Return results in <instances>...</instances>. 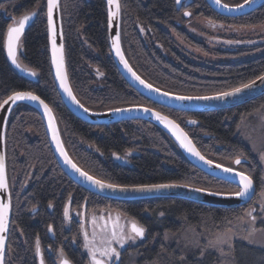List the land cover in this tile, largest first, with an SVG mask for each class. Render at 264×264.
<instances>
[{"label":"trees","instance_id":"1","mask_svg":"<svg viewBox=\"0 0 264 264\" xmlns=\"http://www.w3.org/2000/svg\"><path fill=\"white\" fill-rule=\"evenodd\" d=\"M180 1L177 4L176 0H120L121 45L139 75L167 91L205 95L237 87L264 72V53L250 59L211 64L190 60L184 52L186 44L195 46V43L212 49L206 41L208 47L205 46L203 39L199 42L195 34L204 32L211 36L206 29L207 21L226 26L263 23L264 4L245 15L230 17L212 10L205 0ZM221 1L232 5L243 0ZM0 5V102L17 90H30L39 95L55 114L67 152L83 169L105 181L123 185L175 182L222 192L238 189L195 168L174 141L154 124L132 119L97 126L75 117L62 103L54 85L45 0H5ZM186 10L190 16L185 15ZM33 12L38 14L25 26L20 51H17L19 63L36 72V79L29 80L10 64L4 40L7 25L12 23L9 17L19 19ZM60 16L69 82L84 106L92 110L138 104L152 106L178 122L209 159L225 165H232L238 155L248 159L237 168L252 175L257 190L260 189L261 162L238 130L244 116L264 106V94L236 107L196 113L154 104L132 89L114 64L108 45L104 0H60ZM126 152L133 153L129 157L131 165L118 163L112 156ZM5 159L11 201L5 264H37L36 240L39 238L41 242L52 219H61L69 196L77 204L83 197L92 202H112L146 224L145 246L142 250L131 248L134 253H126L120 264H220L211 247L200 257L198 247L183 248L177 243H166L164 236L178 232L185 225L201 227L213 235L236 221L249 205L213 207L180 198L121 201L85 191L59 167L41 117L26 104L15 106L9 115ZM77 194L83 195L75 201ZM49 204L53 207L52 214L47 208ZM260 232L264 233V229ZM227 252L224 259L234 264H264V248L260 245L232 240Z\"/></svg>","mask_w":264,"mask_h":264},{"label":"water","instance_id":"2","mask_svg":"<svg viewBox=\"0 0 264 264\" xmlns=\"http://www.w3.org/2000/svg\"><path fill=\"white\" fill-rule=\"evenodd\" d=\"M0 1H4V0H0ZM104 1H105V5H106V13H107V9L109 6L107 5V0H104ZM59 2H60V0H59ZM205 2L212 10H214L218 14L223 15V16H230V17L245 15L249 12H252L253 10L257 9L258 7H260L261 5L264 4V0H252L251 4L245 5L243 8H235V5H237V4L231 5V4L224 3L221 0H220L219 5L215 3V0H205ZM243 3H244V0L238 4H243ZM225 4L229 5V7L228 8L223 7V5H225ZM45 10H46V0H45ZM54 19L57 21L58 26L62 27L60 8L54 13ZM46 25H47V19H46ZM116 32L120 33V15L117 18H115L113 26H109L107 23L108 45H109L110 55L114 61V64L116 65L119 73L124 78V80L128 83V85L132 89L137 91L139 94L146 97L148 100H150L154 104L160 105L162 107L174 109V110L196 113V112H205V111L221 110V109H228V108L236 107V106H239L243 103H246V102L264 94V82L256 79L258 76H264V72H263L262 74L258 75L254 79L250 80V81H253V80L256 81L254 86H252L248 89H245L242 92L235 94L233 96L224 97L222 99H211V100H177V99H175L176 96H193V97L214 96L218 92L211 93V94H205V95H187V94H180V93L167 91L165 89L159 88V87L151 84L150 82L145 80L141 75H139L134 70V68L130 65L129 61L127 60V58L123 52V48L121 45V38H120L121 51L123 52L124 57L128 61L129 65L132 67L133 71H135L136 74L141 77V79L145 80L147 83H150L153 86V89L159 88L160 92L158 93L156 91L147 89L146 87H144V85H141L139 83V81L135 80L132 77L131 73L128 72V70L120 62L119 57L116 55L115 49L112 47V42H113V39H114ZM59 43L64 44L63 39L60 40L58 38V44ZM47 44H48L50 69H51L54 85H55V87L59 93V96L61 98L62 103L67 108V110L70 113H72L75 117H77L78 119H80L83 122L89 123L91 125H97V126L109 125V124L117 123L120 121L132 120V119L133 120H143V121H147L151 124H154L155 126L159 127L161 130H163L174 141L176 146L180 149V151L184 154V156L190 161V163L195 168L201 170L205 174L210 175L212 177H215V178H218V179H221L224 181H230V183H232L238 187V185L235 182L232 174L225 173L222 169L215 167V164H221V163L216 162L212 159H209L208 157H206L204 155L206 159L214 161L213 165H208L204 161H201L198 157L193 156L186 149L181 147L180 142L172 134L171 130L169 128H167L162 122L157 120L154 113L158 112L162 116L168 117L170 120H173V121H175V120L172 119L171 117H169L168 115H166L165 113L161 112L160 110L152 107V106L140 105V104H138V105H127V106L116 107V108L130 109L129 111L113 112L111 110L116 109V108H111V109H107V110H92V109H89L86 106H84L79 101L80 104H82L84 106V108L89 110V111L85 112L84 108H81L78 104L74 103L72 101V99L67 95V93H65L64 90L60 87V82L56 78V75H55V68L51 64V47H50V42L48 40V34H47ZM7 57H8V55H7ZM8 60H9L10 64L13 66V68L19 74H21L22 76H24L25 78H27L29 80H35L36 77L31 75V70L25 71L24 69H27V68H25L23 66H21L20 68H17L15 65L12 64L11 59L9 57H8ZM65 67H66V65H65ZM27 70H29V69H27ZM246 83H248V82H246ZM68 84L71 87L70 82H69V78H68ZM239 86H237V87H239ZM233 88H235V87H233ZM71 89H72V87H71ZM231 89H228L226 91H230ZM17 91L32 92L30 90H17ZM72 92H73V90H72ZM165 92L169 93L170 95L169 96L163 95V93H165ZM221 92H225V91H221ZM9 95H11V93ZM9 95H7L0 103H2L4 100H6ZM73 95H75L74 92H73ZM76 99H77V97H76ZM45 103H46V101H45ZM19 104L29 105L30 107L34 108L38 112V114L41 117L42 122L44 124L45 132H46L50 147L52 149V152L54 154V157H55L58 165L60 166V168L63 170V172L73 182L78 184L80 187H82L85 190H88L91 193H94L98 196L108 198V199H113V200H121V201H135V200H145V199H151V198H180V199H185V200L193 201L196 203H200L203 205H208V206H213V207H226V208L243 206L247 202H249L252 199V197L254 196V193L256 190L255 182H254L253 190L249 193V195L246 197H240V198L215 196V195H210L208 193H198V192H195L189 188H184L182 186L172 187V188H163V189H152V190H146V191H132V190L120 191L118 189L99 188L98 186L93 185L90 181H87L84 177L80 176V174L78 172H76L74 169L71 168L70 165H68L64 162V158L60 155L59 151L56 148L55 142L52 140V133H51V130L48 128V118H47V116L44 115V110H43L42 106H40L38 102L28 101V100L19 101L16 103L9 102L3 108H0V155H2L4 158H5V130H6L7 121H8V118H9V115H10L12 109ZM144 108L151 109V111L145 112L143 110ZM53 115L55 117L54 112H53ZM55 121H56V118H55ZM176 123L182 128V126L178 122H176ZM56 126L58 128L57 121H56ZM184 132H186V131L184 130ZM60 140L62 141L61 135H60ZM62 143H63V141H62ZM192 143H193V141H192ZM63 146H64V143H63ZM64 149L67 152L65 146H64ZM67 154H68L69 158L73 161V163H75L79 168H81L73 160V158L69 155L68 152H67ZM241 159H242V163L248 161V159L243 158V157H241ZM222 165H224L225 167H235L237 170L242 171V170L238 169L237 168L238 165H235L234 163H232V165H225V164H222ZM81 169L83 171H86L83 168H81ZM5 171H6V159H5ZM88 174L92 175L89 172H88ZM92 176L96 177L97 179H101L95 175H92ZM6 178H7V174H6ZM101 180H103V179H101ZM105 182L106 183H112L109 181H105ZM163 183H175V182H163ZM163 183H151V184H163ZM114 184H116V183H114ZM175 184L183 185V183H175ZM120 185H123V184H120ZM137 185H141V184H137ZM129 186H131V185H129ZM192 187L193 188H200V187H197L194 185H192ZM210 191L216 192L215 190H210ZM9 199H10L9 188L7 191L0 189V201L7 202ZM10 218H11V207H10L9 214H8L7 232L3 233V235H5V255H6V249H7L8 233H9V228H10ZM4 260H5V256H4ZM39 264H40V261H39Z\"/></svg>","mask_w":264,"mask_h":264},{"label":"snow or ice","instance_id":"3","mask_svg":"<svg viewBox=\"0 0 264 264\" xmlns=\"http://www.w3.org/2000/svg\"><path fill=\"white\" fill-rule=\"evenodd\" d=\"M176 3L179 4L180 0H176ZM216 4H220V0H215ZM252 0H244L243 4L235 5V8H243L245 5L251 4ZM107 5L109 6L107 9V23L109 26H113L115 18L120 15L121 12V4L120 0H107ZM2 7V5H0ZM223 7L228 8L229 5L225 4ZM60 8L59 0H46V19H47V27L46 31L48 34V40L50 42L51 47V64L55 68V75L56 78L60 82V87L64 90L65 93L72 99V101L78 104L81 108H84L82 104H80L79 100L76 99V96L73 95L72 89L68 84V75L65 67V46L63 43L58 44V38L60 40L63 39V30L61 26H58L57 21L54 19V13ZM38 13L33 12L30 14H25L21 16L19 19H15L13 17H9L12 20V23L7 25L6 33H5V40H4V47L7 49V55L11 59L13 65L17 68H20L21 65L17 62V51L20 46L22 36L25 32V26L33 19L35 15ZM185 15H190V13L185 12ZM112 47L115 49L116 55L119 57L120 62L124 65V67L131 73L132 77L139 81L141 85H144L147 89L160 92L159 88L153 89V86L150 83H147L145 80L141 79L139 75L133 71L132 67L129 65L128 61L125 59L123 52L121 51L120 47V33L116 32ZM25 71H30L24 69ZM103 75V73H98ZM31 75L35 76L36 72L31 71ZM257 80H261L264 82V76H258ZM256 81H249L248 83H242L239 87L232 88L230 91L225 92H218L214 96H176L175 99L177 100H211V99H222L224 97L233 96L242 92L245 89H248L255 85ZM165 96H169L170 94L165 92L163 93ZM34 101L38 102L40 106H42L44 110V115L48 118V128L51 130L52 133V140L56 144V148L59 151L60 155L64 158V162L71 166L76 172L80 174V176L84 177L87 181H90L93 185L98 186L99 188H108V189H118L120 191H146L152 189H163V188H172V187H179L182 186L184 188H189L198 193H208L210 195L215 196H225V197H246L249 193L253 190L254 187V180L252 175H250L246 171H239L235 167H225L222 164H215L216 168L222 169L225 173L232 174L234 177L235 182L238 185V190L235 191H216L211 192L207 188H193L190 184H183L177 185L175 183H163V184H141V185H120L114 183H106L104 180L97 179L96 177L89 175L88 172L83 171L79 168L73 161L69 158L67 152L64 149L63 143L60 140V133L56 126L55 117L53 115L52 108L49 107L47 103L40 96L36 95L33 92L28 91H13L11 95L7 97L2 103H0V108H3L9 102L16 103L19 101ZM130 109H112L113 112H122V111H129ZM145 112H150L151 109L144 108ZM84 111H89L88 109L84 108ZM156 119L162 122L167 128H169L172 134L176 137V139L180 142L181 147L186 149L189 153L193 156L198 157L201 161H204L208 165H213L214 161L206 159L204 155L200 153V151L196 148V146L192 143L191 139L189 138L188 134L184 132V130L173 120H170L166 116H162L160 113H154ZM191 123H196L195 121H191ZM261 160H264V154H261ZM235 165H241L242 159L241 156H237L233 161ZM230 182V181H226ZM0 189L4 191L8 190V182L6 178V171H5V158L0 155ZM264 195V193H262ZM11 207L10 199L7 202L0 201V264H4V256H5V235L3 233L7 232L8 228V214ZM255 209H249L245 213L246 216L251 217L252 221L256 220V217L252 215ZM64 215L68 216V208L65 207ZM163 215V213H161ZM119 215L116 217L115 221L112 223L111 228V238L108 241V246L105 247L103 250L97 249L93 246V243L88 238V233L84 232V240L85 243L83 245L84 248L88 250V254L90 256V264H110V262L115 259H119L120 252L117 248L112 247V243L116 242L121 247L125 245L127 241H136L138 238H143L145 236V227L143 225L138 224L135 220H131L129 222V226L126 229L124 225L119 223ZM105 229L107 225L104 226ZM51 226H49V231H51ZM255 231V229H253ZM252 233H249L251 236ZM248 237H245L247 239ZM231 237L225 234L223 237H217L215 243L209 241L208 247H215L216 244L225 243L230 240ZM35 251L37 255H40V264H45V260L43 255H41V248H40V241L37 238L35 243ZM99 252V256L97 253ZM203 255V252L201 253ZM60 264H72V261L63 258L64 253L61 249L60 251Z\"/></svg>","mask_w":264,"mask_h":264},{"label":"rangeland","instance_id":"4","mask_svg":"<svg viewBox=\"0 0 264 264\" xmlns=\"http://www.w3.org/2000/svg\"><path fill=\"white\" fill-rule=\"evenodd\" d=\"M205 25L206 29L210 31L211 36L205 35L204 32H202L200 35H197L199 34L198 32H194L197 35V38H195L199 42H201L199 39H203V42H208V44L212 46V49L208 50L201 48V46H199L197 43L194 44L195 46L188 44L185 45L182 43L185 45L184 52L185 54L189 55L188 58L190 60L202 63L209 62L212 64L223 61L250 59L264 53V22L255 26H226L221 25L220 23L214 24L210 21H207ZM206 42L205 46L208 47ZM179 43L181 42L179 41ZM219 49L225 51L221 52ZM239 132L243 136V139L251 146L250 148L252 153H254L260 160L263 168V177L260 183V189L257 190L256 186L254 196L249 202L246 203L249 205L243 208L242 214L237 218L236 221L230 223L228 226H224L216 233H213V235L207 233L201 227L199 228L191 225H185L183 229L179 230L178 232L166 233L164 236V241L166 243L175 242L179 244L178 246L181 245L183 248L198 247V249L201 250V253H204L206 252V248H210L208 247L209 241L215 243L217 237H223L225 234H227V236L231 237L230 240L225 243L216 244L215 247H211L215 250L220 264H234L232 260L230 261L229 259H224V256L228 254L227 245H229L230 241L232 240L234 243H240L242 240H244L247 244L253 246L256 244L264 248V233L260 232L262 229H264V195H262V193H264V160H261L260 158L261 154H264V106L259 111L242 118L238 133ZM112 156L116 161L119 160L125 165H130L128 159L125 157L119 156L117 154H112ZM253 201L258 203L257 211L252 213V215L255 214V221H252L251 217L245 215L247 210L252 209L251 202ZM95 220L98 224L97 217ZM125 228L127 229L128 225L125 226ZM253 229H255V231H253ZM249 233H252V235L249 236ZM245 237L248 238L245 239ZM126 244L127 246H133L136 244V241H127ZM134 250H136V246H134ZM126 251L127 255L134 253L133 250ZM201 256L202 255H200V257ZM39 261L40 260H38L37 264H39Z\"/></svg>","mask_w":264,"mask_h":264},{"label":"flooded vegetation","instance_id":"5","mask_svg":"<svg viewBox=\"0 0 264 264\" xmlns=\"http://www.w3.org/2000/svg\"><path fill=\"white\" fill-rule=\"evenodd\" d=\"M185 12L190 13L188 10H186ZM190 31L195 32L196 30L194 29L192 30V27H190ZM20 65L23 66L22 64ZM132 154H133L132 152H126V154L123 155L117 154V155L125 157L126 159H128V161H130L129 157ZM117 162L123 164L119 160ZM129 164L131 165L130 162ZM26 185L27 183L25 184L24 188L26 187ZM79 195L81 196L83 194H77V196ZM80 196L75 198V201H77V199H79ZM81 200H82L81 203L77 204V202H74V197L69 196L63 206L61 212V219L58 217L52 219L53 223L49 224V226H51L52 229L51 231H49V226H47V232L43 236V239L40 242L41 255H43L44 257L45 264H60L61 249L63 250L64 253L63 258H67L71 260L72 264H77V263L79 264V262H83V264H90L91 258L88 254V250L83 247L85 243L84 232L88 233V238L89 240L92 241L93 246L95 248L103 250L105 247L108 246V241L111 238L112 223L113 221H115L118 215L120 218L119 219L120 224L124 226L127 225L129 226V222L131 220H135L136 222H138V224L143 225L146 231H145V236L143 238H138L136 240V244H134L133 246L131 245L127 246V244L125 243V245L121 247L118 243L113 242L112 247L117 248V250L120 252V257L119 259L113 258L110 264H120L123 258L124 259L126 258L125 257L127 253L126 250H130L131 248L134 249V246H136L138 250L143 249V246H145V241L147 239V233H148L146 224L143 221L136 219L135 217L125 213L124 211L119 209V207L116 204H112V202H108V201L92 202L88 200L87 197H83L81 198ZM257 205H258L257 202L255 201L251 202V208L255 209V211H253L254 213L257 211ZM65 207L68 208L67 217L64 215ZM47 208L49 213L52 214V210H53L52 205L49 204ZM96 217L98 218V224L95 220ZM54 220L57 221L55 222ZM44 221H46V219ZM105 225H107L106 229L104 227ZM97 255L99 256V252L97 253ZM37 257L38 260H40V255H37Z\"/></svg>","mask_w":264,"mask_h":264}]
</instances>
